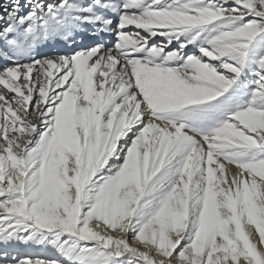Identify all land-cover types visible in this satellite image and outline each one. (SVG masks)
I'll list each match as a JSON object with an SVG mask.
<instances>
[{
    "label": "snow or ice",
    "instance_id": "6c2138e0",
    "mask_svg": "<svg viewBox=\"0 0 264 264\" xmlns=\"http://www.w3.org/2000/svg\"><path fill=\"white\" fill-rule=\"evenodd\" d=\"M0 264H264V0H3Z\"/></svg>",
    "mask_w": 264,
    "mask_h": 264
},
{
    "label": "bare ground",
    "instance_id": "6f19581e",
    "mask_svg": "<svg viewBox=\"0 0 264 264\" xmlns=\"http://www.w3.org/2000/svg\"><path fill=\"white\" fill-rule=\"evenodd\" d=\"M0 3H3V0H0Z\"/></svg>",
    "mask_w": 264,
    "mask_h": 264
}]
</instances>
